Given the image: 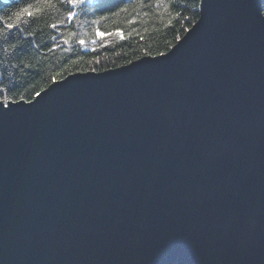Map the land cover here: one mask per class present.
<instances>
[{
	"label": "water",
	"instance_id": "95a60500",
	"mask_svg": "<svg viewBox=\"0 0 264 264\" xmlns=\"http://www.w3.org/2000/svg\"><path fill=\"white\" fill-rule=\"evenodd\" d=\"M261 19L200 0L167 52L0 116V264H264Z\"/></svg>",
	"mask_w": 264,
	"mask_h": 264
},
{
	"label": "trees",
	"instance_id": "16d2710c",
	"mask_svg": "<svg viewBox=\"0 0 264 264\" xmlns=\"http://www.w3.org/2000/svg\"><path fill=\"white\" fill-rule=\"evenodd\" d=\"M199 2L93 0L77 9L78 16L71 23L52 29L49 24L66 17L69 11L66 6L55 0L52 7L38 0H0V17L19 11L29 3L33 9L42 10L32 18L25 14L23 21L12 30L5 29L4 21L0 20V86L14 85L17 93L28 101L52 81L70 73L103 71L145 55L165 53L196 21ZM261 6L264 14V0ZM177 12L181 14L177 16ZM93 21L99 23L93 24ZM8 22L14 23V18ZM97 28L105 33L120 30L124 39L115 35L98 39ZM81 38L86 41L85 47L77 43ZM64 39H68L67 44L63 43Z\"/></svg>",
	"mask_w": 264,
	"mask_h": 264
},
{
	"label": "snow or ice",
	"instance_id": "6c2138e0",
	"mask_svg": "<svg viewBox=\"0 0 264 264\" xmlns=\"http://www.w3.org/2000/svg\"><path fill=\"white\" fill-rule=\"evenodd\" d=\"M38 2L44 3L48 7H52L54 0H38ZM55 2L66 6L69 9V11L67 12L66 17L63 20H60L58 23H52L48 25V27L52 29H57L58 27H60V25L64 23H71L78 16L77 9L82 8L84 5L91 4L93 0H55ZM157 2L160 3L162 2V0H157ZM181 6L186 7V5L183 4ZM41 11L42 10L39 8L33 9L32 4L29 3L26 7H21L19 11L0 17V20L4 21L3 27L5 29L12 30L14 27H17L23 21L25 14L29 18H32L34 16V13H40ZM114 14H118V13H114ZM180 14H181L180 12H177V16H179ZM144 15H147V13H145ZM13 18L15 21L14 23L8 22V21H12ZM103 19L104 17L101 16L100 20ZM132 22L133 21H129V23ZM261 22H264V19H261ZM92 23L97 24L99 23V21H93ZM169 24H171V21H169ZM0 34H2V30H0ZM95 35L98 39H102L108 35H115V36H119L121 39H124V35L120 30H117L114 33H105L102 32L99 28H97L95 31ZM63 43L67 44L68 39H64ZM77 43L81 47L86 46V41L83 38L79 39ZM56 46L58 47L59 45L57 44ZM49 50L51 51L52 49ZM35 96L39 97L40 93L39 92L35 93ZM23 101H24V95L18 94L14 85L8 87L0 86V116H7L18 111L19 105ZM29 103H31V101H29Z\"/></svg>",
	"mask_w": 264,
	"mask_h": 264
}]
</instances>
